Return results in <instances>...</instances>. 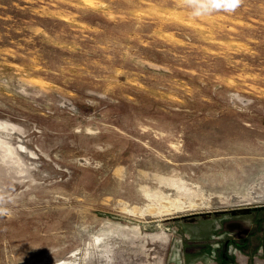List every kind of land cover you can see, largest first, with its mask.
<instances>
[{
  "label": "rangeland",
  "instance_id": "1",
  "mask_svg": "<svg viewBox=\"0 0 264 264\" xmlns=\"http://www.w3.org/2000/svg\"><path fill=\"white\" fill-rule=\"evenodd\" d=\"M255 206L264 0H0V264H163Z\"/></svg>",
  "mask_w": 264,
  "mask_h": 264
},
{
  "label": "flooded vegetation",
  "instance_id": "2",
  "mask_svg": "<svg viewBox=\"0 0 264 264\" xmlns=\"http://www.w3.org/2000/svg\"><path fill=\"white\" fill-rule=\"evenodd\" d=\"M159 229L163 264H264V206L194 213Z\"/></svg>",
  "mask_w": 264,
  "mask_h": 264
},
{
  "label": "water",
  "instance_id": "3",
  "mask_svg": "<svg viewBox=\"0 0 264 264\" xmlns=\"http://www.w3.org/2000/svg\"><path fill=\"white\" fill-rule=\"evenodd\" d=\"M168 220H170V219H168ZM172 220V219H171Z\"/></svg>",
  "mask_w": 264,
  "mask_h": 264
},
{
  "label": "bare ground",
  "instance_id": "4",
  "mask_svg": "<svg viewBox=\"0 0 264 264\" xmlns=\"http://www.w3.org/2000/svg\"><path fill=\"white\" fill-rule=\"evenodd\" d=\"M253 203V202H252Z\"/></svg>",
  "mask_w": 264,
  "mask_h": 264
}]
</instances>
